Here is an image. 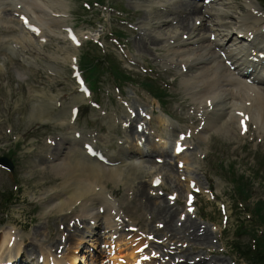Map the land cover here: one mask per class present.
I'll return each instance as SVG.
<instances>
[{"label": "rangeland", "instance_id": "374dc122", "mask_svg": "<svg viewBox=\"0 0 264 264\" xmlns=\"http://www.w3.org/2000/svg\"><path fill=\"white\" fill-rule=\"evenodd\" d=\"M57 1L61 3L64 12L59 11L60 7L56 2L50 8L62 12L66 26H74L82 41L81 45H73L66 39L62 29L47 24L41 23L39 32L26 30L11 5L0 7V156L7 157L13 164L12 172L0 167V238L5 232L10 234L11 247H19L12 252H23L21 264H24L23 261L29 263L30 259L34 264L37 245L40 250L45 248L51 253L55 252L60 258L64 256L66 248L74 250L70 246L64 249L61 247L63 244H60V231L64 227H74L72 240L75 242L82 236L76 251L81 259L79 264H94L93 261L97 263L105 257L106 248L103 246L108 233L103 228L105 225L102 218L89 220L80 215L73 216L78 213L76 211L65 215L70 210L61 212L58 207H46L52 198V194L46 192L60 182V177L46 158L52 155L51 150L54 148L49 141L58 142L66 131V124L70 122L80 133L96 134L100 148L111 153L117 151L124 141L128 142L126 147L129 150H135L134 141L141 139L140 148H144L141 152H134L140 166L139 172L132 174L129 165L122 169L128 181H131L132 186L143 184L148 190L147 195H154L152 197L159 200L156 199L155 202H162L160 200L163 199L175 213L174 223L177 229L188 219L195 222L189 232L198 235L205 233L208 236L206 242H187L188 239L183 240V233L179 230L180 232L174 233L175 237L171 242L164 236L165 232L152 235L149 229H162L158 226L162 224L159 216L150 215L145 208L134 204L136 202L130 199V192H127V186L122 180L105 181L115 199L122 201L120 205L125 217L120 219L125 223L124 227L132 223L140 228L141 233L145 232L144 235L152 246L158 248L159 262L174 264L180 261L183 264L187 261L188 264H197L201 260L202 264H249L248 261L239 259L233 250V243L239 242V245L246 248L247 242L253 241V229L264 228L260 224L262 219L246 218L251 215L246 204L251 207L255 203L256 206L257 201L264 200V127L254 118L251 119V114L247 112L244 123L246 129L241 128L238 123H231L235 122L232 114L224 113L227 126L220 124L219 117L215 115L216 119L211 117L209 122L213 126L204 134L195 130L196 126L191 127L193 121L197 124L200 115L195 109L198 96L193 94V89H189L192 83L190 78L198 74L199 69L188 74L185 70L181 71L172 63L178 60L177 51H169L168 45L172 41L175 45L174 40L181 38L190 42L182 47L176 46L180 50L200 47L210 50V46L206 47L209 42L204 29L212 25L219 31L222 30L216 17L218 11L237 17L240 11L251 6L256 8L255 13H264V7L257 0H231L228 6H224L225 0H218L206 8L211 15L205 23L204 18L199 16L195 21L197 29L192 34L181 35L177 28L169 27V21L175 16L173 10L163 9L165 6L171 7L175 0ZM93 1H98V4L93 5ZM188 1L201 3L202 0ZM237 5H240L238 10ZM46 10L51 16L57 15L49 7ZM158 13L165 15V24L158 25ZM29 16L35 22L37 19L48 18L36 9L34 12L29 11ZM226 20L229 30L237 24L236 19L229 16ZM166 30L172 39H169L170 35H161ZM139 32L161 38L159 44L149 45L147 50L141 51L135 46ZM118 33L122 36H118ZM98 36L101 46L93 41ZM8 38H13L17 44L6 45L3 40ZM8 47H12L14 51H10ZM170 53L171 56H168ZM84 54L92 60L87 67L93 68L98 82L94 85L93 93L80 97L79 100L75 99L79 94V85L72 77L71 65L75 60L78 62L77 70L86 81L88 70L82 61ZM206 63L202 64L203 70L208 66ZM111 65L128 76V82L115 86V79L110 73ZM226 68L230 69L229 66ZM87 83L85 82L86 85ZM147 89L157 99L152 98ZM226 92H229L227 88ZM229 97L228 100L232 99V94ZM192 98L197 102H193ZM90 100L97 101L99 107L91 106ZM242 102L244 106H250L248 101ZM75 105L79 108V114L72 121L70 108ZM148 115L152 116L151 119L147 118ZM159 117L176 126L186 136L190 135L186 138L187 149L184 150L189 161L188 167L161 154L150 156L152 150H167L161 137L164 140L172 139L169 132L161 135L163 126L160 128L148 125L153 118L155 120ZM130 119L136 120L133 123L134 130L137 124L146 122L144 133L137 131L138 135H128ZM200 122L201 120L198 124ZM190 130L195 131V137L191 136ZM105 137L107 141L104 143L101 139ZM196 138L200 140L198 147ZM228 168L232 174L225 171ZM233 174L245 175L243 183L248 193L246 201L233 188L239 186L238 182L233 181ZM155 175L160 178L159 185L150 187ZM190 177L194 180L195 187L186 191V183ZM187 192L194 194L191 207L186 205ZM169 194L175 195V200H169ZM95 210L97 211L95 208L93 212ZM110 221L112 226L108 228L118 229L121 226L114 218ZM93 237L102 246H96ZM8 244L0 252L1 259L6 258L12 249ZM38 255L40 256L39 253Z\"/></svg>", "mask_w": 264, "mask_h": 264}, {"label": "bare ground", "instance_id": "6f19581e", "mask_svg": "<svg viewBox=\"0 0 264 264\" xmlns=\"http://www.w3.org/2000/svg\"><path fill=\"white\" fill-rule=\"evenodd\" d=\"M210 1L215 2L218 0ZM230 1L231 0H225V2H223L224 6H228V4L231 3ZM53 2H56L57 4ZM55 4L60 7L59 11H63L61 3L57 0H0V7L4 6L6 8L9 7L7 5H11L10 7H12L15 12L19 13V15L21 16V20H23L24 18L29 19V24L40 27L42 23L43 25L47 24L50 25V27L53 26L57 27L58 29H62L63 26H65V18L64 16H62V12H57L55 8H50L55 6ZM237 6L238 10L240 5ZM47 7L54 11L55 14L57 13V15L51 16V14L46 10ZM205 7L207 6H204L202 3H195V1L190 2L188 0H175L171 7L165 6L163 7V9H172L175 13V16H173L169 21V27L171 29L177 28L178 31H181V35H189V33H193V30L196 27L195 21L199 19V16H202L204 18L203 22L205 23V20H207L211 15V12L206 10ZM253 8L254 7L251 6L247 10L240 11L237 17H233V15L222 10L218 11L216 13V17L220 22L219 26L222 28V30L219 31L212 25L204 29L207 32V40L209 42L207 43L208 45H206V47L210 46V50H204L201 47L194 49L192 48L190 50H180L179 48H176V46L182 47L187 42H190V40H182L181 38H176L174 40L175 45H173V41L168 45L169 51H177L178 56L176 57L178 58V60H175L172 63L174 65L176 64L179 69L182 70L185 68L186 74H188V72H195L199 69V73H194L195 76L190 78L192 83L189 89H193V94L198 96V102L193 100V98L191 99L193 102H197V112H201V115L208 114L207 116H205L204 126L201 127L202 134L208 131L211 125L213 126V124L209 123L211 117L216 119V116H218L219 123L222 125H226L227 122L224 119L223 113L225 115L232 114L231 117L234 118L235 122L231 123L239 122V119L241 117L237 116L236 114L238 110H243L248 114H251L250 118H254L257 122L260 123L261 126L264 127V68H262L264 62V19L257 14H254ZM35 9L37 11L39 10L44 15H47L48 18H42L39 19V21L37 19L36 22L31 17L29 18L27 16L29 15V11L34 12ZM176 12H178V14H176ZM158 16V25L165 24V15L158 13ZM228 16L229 18L236 19L237 22L234 28L230 30L228 22L226 20ZM194 17L196 18L194 19ZM39 30L40 29L38 28L37 31ZM239 33L244 37H238ZM163 34L170 35L168 31L165 33H161V35ZM138 35L139 36L135 41V46H138L141 51L147 50V48H149V45L159 44V41L161 39L145 32H139ZM210 35L213 36L214 39L211 38ZM188 38L190 37L188 36ZM169 39H172L171 35L169 36ZM3 41L8 46L17 44L13 40V38L4 39ZM8 49L10 51H14L12 47H8ZM180 55L184 57L181 58ZM260 55H263V58H260ZM168 56H171V53ZM204 62L208 63V66L205 68V70H203L204 67L202 65ZM228 65L234 66L233 71H230L228 68H226V66ZM257 68H260L261 70L260 75H258L259 71H257ZM200 82L201 84H199ZM225 87L229 90V92H226ZM231 94L233 98L228 100L230 98L229 95ZM80 97H83V94H77L75 96V99H79ZM208 101H210L209 105L207 104ZM242 101H249L250 106H244ZM132 122L133 121H130L128 130V135L131 136L137 134V131L133 128ZM148 123V125L150 126L160 128L163 125L164 128H161V135L166 134V131L169 130V134L174 138V140L171 142H164L167 150H152L150 156L154 153L161 154L162 156H167L169 158L175 159L176 162L186 164L188 167L189 161L183 151L179 155L173 154V151L176 147L175 143L181 140L180 130L174 125L168 126L166 128V126H164L166 120L161 117L155 120L153 118L152 121H149ZM155 123L157 125H155ZM231 123L228 125H231ZM144 124L146 125L145 122ZM66 125V131L62 134L63 140L61 136L59 141L55 143L54 148L51 150L52 155L46 156L47 160L50 162V167L54 171H56V174L60 177L58 186H55L54 188L46 192H50L52 194V198L46 205L47 208L58 207V210L61 212L66 211L67 209L70 210L69 213H64L65 215L71 214L72 212L76 211L78 213L73 216L79 217L78 215H80L81 218H89V220L90 218H93L91 220H98L99 218H103L104 222L107 223V225L111 226V223L108 224L111 220V215L113 214V212H115L116 215L121 212L120 203H122V201L114 198V196L107 189L105 181L122 180L124 185L127 186V192H130V199H133L136 202L134 204L145 208L150 213V215L152 214L154 216H159L158 218L161 219L163 225L162 229H149L151 233L158 234L161 232H165L164 236L166 235L169 240H173L175 237L174 233L181 230V232L183 233L182 239H188L187 242H190L192 240L193 242L208 241V236H206L205 233H203L202 235H198L196 233L189 232V229L191 230V227L195 225V222H193L192 220L187 219L184 223L182 222L183 224H180V227H178L177 229L174 223L175 213L169 206H167V204L161 197L160 198L162 200L160 201L162 202H155L157 198L152 197V195L148 196V192L146 193L147 189L143 184L132 186L131 181H128L129 179L124 175L122 171L125 165H129L131 167L132 174H136L140 170L137 159L136 157H134V152H141L144 147L140 148V143H138L137 140L133 143L135 150H133V148L129 150L126 147V143L128 142L124 141L123 143L125 145L121 144L117 151H114L112 153H109L107 151H105L104 153L102 152V156L106 158V164L97 159V156H99L98 152H100V150H97L94 155L90 154L88 152V149L85 148L86 144H91L90 147L93 148L92 145H95V142L98 139L97 137H95L93 134H77V130L73 125L71 126L69 123H67ZM149 129L152 128L149 127ZM146 140L148 139L146 138ZM63 141H65L66 143ZM101 141L105 143L107 141V137L101 139ZM161 142L163 143V141ZM199 142V138H196L197 146ZM172 143L174 145H172ZM183 143L185 144V141ZM182 144H180V146H182ZM63 150L66 151L64 152ZM55 151L56 153H53ZM157 178L158 177H154V181ZM190 179L192 178L190 177ZM96 200L97 202H95ZM95 208L97 209V211L95 210V212H93V209ZM100 208L103 209L102 213L99 212ZM73 232L74 227L73 229L64 227L63 230L60 231V238L62 239L60 241V244H63V247L65 248L68 246L74 248V250H68L67 248H64V256L61 258L59 256L52 255L50 250H46L45 248H42L40 250V247L37 245V254L39 253L40 256L43 255L42 257H44L43 264H46L48 260L54 262L55 264H77L76 251L79 248L82 238L79 237L74 242L71 238V236L74 235ZM171 234L173 236H171ZM9 239L10 234H7V232H5V234L0 238V252L5 244L9 243ZM28 244L32 245L31 243ZM135 246L136 245L134 244H126L122 249H120L121 251L123 250L122 255H126L130 258L139 256V254H137V248H135ZM17 248H19L17 245L14 246L9 251L6 257L8 259L14 260V264H21L20 260L22 256L17 257L19 251L17 250L14 253L12 252ZM117 259L118 256L112 254L110 256V264H120L118 263ZM177 264L180 263L178 262ZM183 264L188 263L187 261H185L183 262ZM197 264H202L201 260L197 262Z\"/></svg>", "mask_w": 264, "mask_h": 264}, {"label": "trees", "instance_id": "16d2710c", "mask_svg": "<svg viewBox=\"0 0 264 264\" xmlns=\"http://www.w3.org/2000/svg\"><path fill=\"white\" fill-rule=\"evenodd\" d=\"M88 70V77L91 81L95 82L96 79H94V74L92 69L87 68ZM120 76L118 75L117 78ZM123 77V76H122ZM260 211V209H258ZM261 217L263 218V214H261ZM255 236V234H253ZM256 243L251 246H246L244 250L240 248L241 245L237 244V251L240 252L241 256L248 258H251L253 264H264V234L260 237L255 238Z\"/></svg>", "mask_w": 264, "mask_h": 264}, {"label": "water", "instance_id": "95a60500", "mask_svg": "<svg viewBox=\"0 0 264 264\" xmlns=\"http://www.w3.org/2000/svg\"><path fill=\"white\" fill-rule=\"evenodd\" d=\"M0 163L11 168V163L5 158H0Z\"/></svg>", "mask_w": 264, "mask_h": 264}]
</instances>
